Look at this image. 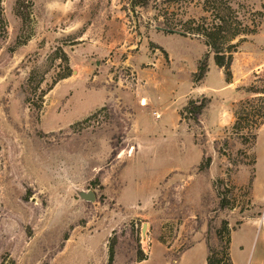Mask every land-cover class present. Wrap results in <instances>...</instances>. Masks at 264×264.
I'll use <instances>...</instances> for the list:
<instances>
[{"label":"rangeland","instance_id":"obj_1","mask_svg":"<svg viewBox=\"0 0 264 264\" xmlns=\"http://www.w3.org/2000/svg\"><path fill=\"white\" fill-rule=\"evenodd\" d=\"M159 2L0 0V264H206L224 224L233 264L264 260V0H239L259 30L197 84L208 49Z\"/></svg>","mask_w":264,"mask_h":264},{"label":"trees","instance_id":"obj_2","mask_svg":"<svg viewBox=\"0 0 264 264\" xmlns=\"http://www.w3.org/2000/svg\"><path fill=\"white\" fill-rule=\"evenodd\" d=\"M24 1L26 0H17V8ZM138 3L142 4L141 2H134L133 7ZM143 3L142 5L147 4L146 2ZM159 3V11L160 9L162 11L160 16L163 20L161 24L166 33L199 37L203 39L208 49L197 65L193 84L201 81L208 72L210 54H212L214 64L227 73L239 42L243 41L248 35L256 34L260 26L261 12L247 8L239 0H160ZM157 6L159 7V4ZM170 8L177 10L174 17H170L174 11L170 10ZM193 8L197 10L196 13H190V10ZM67 76L68 74L62 75L59 79L66 78ZM257 100L263 103V106L252 111L254 121L248 126L247 133V135L251 136V139H254L256 135L253 130L257 128L259 121L264 118V98L260 96ZM209 103L210 98L206 96L189 99L181 108L179 114L180 116H188L195 122H198V117ZM238 119L239 117H237L233 129L241 128V123L238 122ZM247 135H244V137ZM209 161L210 158L207 159L206 165L209 164ZM216 193L217 196L220 195L218 190ZM218 237L219 248L208 246L206 264H233L230 254V231L226 224L218 231ZM113 257L114 249L110 246L109 263L112 262Z\"/></svg>","mask_w":264,"mask_h":264},{"label":"built area","instance_id":"obj_3","mask_svg":"<svg viewBox=\"0 0 264 264\" xmlns=\"http://www.w3.org/2000/svg\"><path fill=\"white\" fill-rule=\"evenodd\" d=\"M139 105L146 106L147 105L146 99L141 98L139 100ZM154 114L157 115L155 112ZM256 223H257V231L254 239L256 240L258 237H261L262 242L264 244V204L262 205V209L260 210L259 215L256 218ZM261 264H264V260L262 261Z\"/></svg>","mask_w":264,"mask_h":264},{"label":"water","instance_id":"obj_4","mask_svg":"<svg viewBox=\"0 0 264 264\" xmlns=\"http://www.w3.org/2000/svg\"><path fill=\"white\" fill-rule=\"evenodd\" d=\"M88 199H89V200H92V199H93V195H92V194H89V195H88Z\"/></svg>","mask_w":264,"mask_h":264},{"label":"crops","instance_id":"obj_5","mask_svg":"<svg viewBox=\"0 0 264 264\" xmlns=\"http://www.w3.org/2000/svg\"><path fill=\"white\" fill-rule=\"evenodd\" d=\"M202 114V113H201ZM205 262H206V260H205Z\"/></svg>","mask_w":264,"mask_h":264}]
</instances>
